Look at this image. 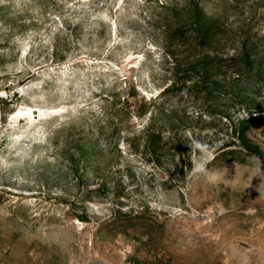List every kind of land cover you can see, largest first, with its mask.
<instances>
[{
    "label": "rangeland",
    "instance_id": "rangeland-1",
    "mask_svg": "<svg viewBox=\"0 0 264 264\" xmlns=\"http://www.w3.org/2000/svg\"><path fill=\"white\" fill-rule=\"evenodd\" d=\"M0 264H264V0H0Z\"/></svg>",
    "mask_w": 264,
    "mask_h": 264
},
{
    "label": "trees",
    "instance_id": "trees-1",
    "mask_svg": "<svg viewBox=\"0 0 264 264\" xmlns=\"http://www.w3.org/2000/svg\"><path fill=\"white\" fill-rule=\"evenodd\" d=\"M212 29L214 30L212 31ZM223 30V27L221 28ZM192 35H194L195 39L199 41L197 43V47H205L206 45H209L211 43H214V40L221 34H225L224 31L221 33L220 29L216 28H206L201 27L198 24L196 26H193L191 29ZM227 56L226 54H216L214 57H211L210 60H212V68H207V70L211 71L219 67L217 66L218 60L223 57ZM240 57V54L238 52H235L234 54H231L228 58L231 61H236ZM206 59V58H204ZM208 59V58H207ZM228 59V60H229ZM206 70V68H204ZM186 81H192L191 77H188ZM121 107L116 111V117L117 120L119 117L126 118V116L129 115V117H139V118H148L147 126L144 128L138 129L139 136H142V138L147 139L146 143L151 144L155 146L158 149H161V145L163 146H172L173 151H182V145L180 142H178L179 137L177 136L178 132H171L169 136H166V130L168 129V125L165 121V118L169 119V122H171L174 113L172 111H169L166 109L165 105L162 103L161 99H146L141 98V100L137 101H131L129 99H125V101L121 102ZM252 118L249 119V121ZM172 124H175L172 122ZM111 125L116 126L114 128V131L118 130L119 124H115L114 122H111ZM171 127L175 128V125H172ZM103 130V128H102ZM177 133V134H176ZM139 138L138 136L134 139ZM232 140L234 143L239 142L241 147L245 149L248 148L249 141L247 140L245 134H240L238 138L235 137ZM167 141V142H165ZM166 143V144H165ZM225 153V152H224Z\"/></svg>",
    "mask_w": 264,
    "mask_h": 264
},
{
    "label": "bare ground",
    "instance_id": "bare-ground-1",
    "mask_svg": "<svg viewBox=\"0 0 264 264\" xmlns=\"http://www.w3.org/2000/svg\"><path fill=\"white\" fill-rule=\"evenodd\" d=\"M32 110L33 109H28V111L26 110L27 112L21 111L17 118L22 117L24 115V113H25V115H32L33 114V111ZM40 116H42L43 119L44 118H49V117L46 116V114H43V115L41 114ZM23 117H25V116H23ZM25 120L28 122V125H31L32 124V120L28 116L25 117Z\"/></svg>",
    "mask_w": 264,
    "mask_h": 264
},
{
    "label": "water",
    "instance_id": "water-1",
    "mask_svg": "<svg viewBox=\"0 0 264 264\" xmlns=\"http://www.w3.org/2000/svg\"><path fill=\"white\" fill-rule=\"evenodd\" d=\"M53 113H57V112H53ZM34 117H35L36 121L39 119V112H38V110H34Z\"/></svg>",
    "mask_w": 264,
    "mask_h": 264
}]
</instances>
